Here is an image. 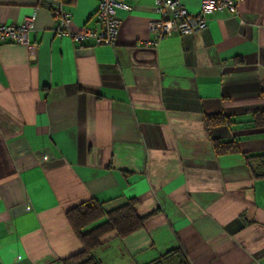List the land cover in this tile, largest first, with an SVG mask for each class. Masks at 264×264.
<instances>
[{"label": "crops", "instance_id": "obj_1", "mask_svg": "<svg viewBox=\"0 0 264 264\" xmlns=\"http://www.w3.org/2000/svg\"><path fill=\"white\" fill-rule=\"evenodd\" d=\"M197 13L201 0H179ZM38 0H0V26L33 17L35 46L0 45V264H62L82 247L65 212L135 199L143 227L93 251L101 264H264V0L149 45L153 0H125L115 45L54 35ZM73 30L96 0H66ZM221 115L228 127L208 129ZM239 154L217 156L212 141ZM172 258H165L174 252ZM165 258V259H164Z\"/></svg>", "mask_w": 264, "mask_h": 264}, {"label": "built area", "instance_id": "obj_2", "mask_svg": "<svg viewBox=\"0 0 264 264\" xmlns=\"http://www.w3.org/2000/svg\"><path fill=\"white\" fill-rule=\"evenodd\" d=\"M66 0H38L37 6L47 11L55 23L54 35L68 37L75 43L91 40L95 46L113 47L120 25L117 10H125V0H96V20L98 29L83 28L73 30L71 14L65 10ZM239 0H201L197 13H188L179 0H153L157 20L150 24L155 45L172 34L191 35L207 28V17L215 12L233 10ZM33 17L24 19L20 24L0 26V45L13 44L24 46L31 56L35 46L28 41L27 34L33 28Z\"/></svg>", "mask_w": 264, "mask_h": 264}, {"label": "trees", "instance_id": "obj_3", "mask_svg": "<svg viewBox=\"0 0 264 264\" xmlns=\"http://www.w3.org/2000/svg\"><path fill=\"white\" fill-rule=\"evenodd\" d=\"M230 123L229 119L221 115L205 117V126L208 129L228 127ZM252 124L255 129H264V113L253 115ZM212 149L217 156L240 153L234 141L214 140ZM242 155L252 176L256 179H264V154ZM136 205L137 201L130 199L123 205L104 211L101 204L90 199L68 209L65 212V219L82 250L63 260L62 264H101L99 260L93 258L94 250L107 245L113 238L124 239L134 234L143 227L149 217L154 215L151 213L139 217L135 211ZM174 255H178L176 251L165 258H172ZM179 264H186L183 258H180Z\"/></svg>", "mask_w": 264, "mask_h": 264}]
</instances>
